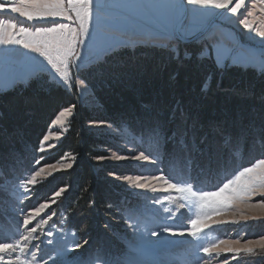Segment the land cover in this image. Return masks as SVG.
<instances>
[{
  "label": "snow or ice",
  "instance_id": "6c2138e0",
  "mask_svg": "<svg viewBox=\"0 0 264 264\" xmlns=\"http://www.w3.org/2000/svg\"><path fill=\"white\" fill-rule=\"evenodd\" d=\"M257 2L262 6L260 10L264 12V0H257ZM78 3L79 7H76L73 0H68L70 6L68 7L65 6L64 0H18L13 3L0 0V14L14 13L31 23V26H27L24 22L0 19V45L22 46L29 52L43 57L42 61L30 65L25 72V76L29 79L40 72H49L55 85L66 95L82 97L89 90V75L93 72L103 75L111 65L110 56L125 42L114 35L116 32L123 31V28L104 18V5H95L94 0H78ZM71 9L75 10L76 19L73 20L76 24L75 28L61 22V18L72 20ZM195 9L219 10L217 14L225 17L231 14L237 17V23L243 25L244 29L252 30V23L244 18L245 12L247 16L253 15V12L247 11L246 0H185L184 14L194 12ZM193 19L195 20L193 30L185 34L182 31L181 15L177 14L172 21L170 35L177 40L201 37L210 40L212 34L208 33L207 29L211 21L207 19V14H202L199 18L193 17ZM258 36L261 38V54L264 56V30H258ZM208 47L210 51L207 52V58L211 59L215 56L213 62L217 66H226L225 62L229 59H232L234 63L240 62L233 56L232 49L223 48L217 44H209ZM200 56L203 59L205 53L201 52ZM254 58L255 53L248 57L249 60ZM85 62L92 67L87 69V75H82ZM112 75L117 82H126L121 79V76L126 74L114 71ZM210 79V76L205 77V89ZM78 107V104L72 100L66 101L59 110L55 123L64 125L66 119L75 117ZM142 108L145 117L143 121L137 118L135 129L137 135L141 137V150L137 151L134 146L127 156H115V154L114 156L116 159L130 158L136 162H147L155 166L161 174L150 177L137 175L135 179L132 176H126L124 179L129 181L134 189H150L153 193L175 190L187 194L185 199L189 203L194 201L199 211L195 218L189 220L190 227L174 228L164 222L172 219V213L164 209V212L168 213L164 220L154 221L155 227L144 223V230L141 231L146 212L158 204L159 199L150 198L143 210L127 209V216L124 215L125 210L121 209L120 219L125 221L127 228L131 229L132 237L141 245L147 246L158 241H152L146 237L159 238L164 234L183 237L185 233L190 237H197L205 229L229 223L230 220L231 222H236L237 219L264 221V215L256 214V210L264 213V200L251 202L256 195L264 197V159H259L251 167H245L215 191L197 192L192 184L182 185L173 182L163 174L160 168L165 161L180 160L192 171L211 172L219 169L227 163L233 149L237 145L246 143L249 138L253 143L264 144V114L246 117L242 112L227 109L215 113H206L203 110L192 113L182 108L181 101L178 100L165 120L161 118L153 105L143 104ZM177 112L180 116L178 123H176ZM123 122L132 127L127 120ZM88 124L90 127L113 128L112 122L106 120H89ZM12 135H14L13 132L0 128V143L10 139ZM43 139L48 141L50 136L45 135ZM56 139L59 140L60 136L57 135ZM70 159L73 163L61 165V167L72 169L76 158L73 156ZM95 159L104 160L105 157L99 156ZM35 163L39 165L40 161L36 160ZM49 167L55 171L54 164ZM42 171H44L43 168L39 171L33 168L30 178H26L22 175L17 176L15 167H9L5 171L0 166V190H5L12 184L17 190L23 188L25 193L31 194L28 186L36 185ZM110 175L114 174L110 173ZM69 188L70 185L59 187L54 191L53 196L59 198L67 193ZM52 203H56V200L53 199ZM49 207L48 203H40L31 214H23V219L17 224L15 238L0 241V264H139L132 255L141 251L138 247L131 248L123 257H111L99 252L74 255L88 243L84 241L82 244L75 233H69V238L61 235L59 241L47 240V244L52 245L51 251H46L40 244L33 243L39 239L38 229L42 231L43 226L57 215L54 211L45 212V209ZM180 207L184 208L186 205L181 204ZM42 212L45 213L43 216ZM21 213H24V209H21ZM52 235L49 228L47 236ZM41 243L44 242L41 241ZM202 251L209 257L213 254L219 257L223 253L244 252L257 253L264 258V236L255 240L249 239L244 244H241L239 240H220L218 243L203 247ZM38 252L41 254L38 255ZM197 264H208V262L201 257ZM222 264H229L227 257L223 259Z\"/></svg>",
  "mask_w": 264,
  "mask_h": 264
},
{
  "label": "rangeland",
  "instance_id": "374dc122",
  "mask_svg": "<svg viewBox=\"0 0 264 264\" xmlns=\"http://www.w3.org/2000/svg\"><path fill=\"white\" fill-rule=\"evenodd\" d=\"M13 2H18V0ZM64 4L70 7L68 5V0H64ZM73 4L79 7L78 0H73ZM94 4L105 6L104 18L109 22L119 24L123 28V31L116 32L114 35L127 44H134L136 42L174 44L173 46L175 48L179 45V40L173 38L170 32L172 31V21L175 16L177 14L182 15L180 0H94ZM246 4L247 11L253 12L251 16H247V12H245L244 15V18H247L252 23L251 31L249 29H244L243 25L238 24L236 16L229 14L228 17H225L221 15L207 30L208 33L212 34V38L206 40L201 37L196 42L201 45L205 55L210 51L208 47L209 44H217L220 47L232 49L233 56L240 62L234 63L232 59H229L225 62L226 65L241 64L244 66L264 68V56L261 54L260 46L261 38L258 36V30H264V12L260 10L262 6L257 0H246ZM188 8H191V6H188ZM218 11L219 10L214 9H195L194 12H189L182 31L187 34L193 30L195 26L193 17L199 18L202 14H207V19L211 20ZM242 11L244 10L242 9ZM71 16L72 20L61 18V22L67 23L70 27L75 28L76 24L73 23V20L76 19L74 9H71ZM0 19L5 21L15 20L24 22L27 26H31V23L26 22L23 17H18L17 14L10 12L0 14ZM253 53H255V58L249 60L248 57ZM212 58L215 60V56ZM42 60L43 57H39L36 53L29 52L22 46L0 45V89L11 87L17 81L28 80L29 78L25 76V72L28 70L29 66ZM88 64L89 63L85 62L83 68ZM39 74H46L53 80L49 72H40L38 75ZM90 91L91 88L89 87V90L83 94L82 99L86 100ZM58 116L59 113L51 122L46 134L50 136V139L48 141L42 140L40 152H49L54 149L65 135L68 120L70 118L66 119L64 125H58L55 123ZM91 128L95 130L98 135L104 137L110 144L99 148L102 151L100 155L105 157V159H94V163H97L98 166H111L116 168V170L112 172L114 175L109 174L107 177L103 178L107 184L111 185L115 195H118L116 204L117 210L111 222L113 226H109V229L101 226L103 229V239L98 240L97 237L95 238L93 234L97 230L95 226L90 228L86 221H82L81 223L78 222L75 218L76 216L73 214L70 217L62 216L63 212L59 210L60 205H58V203L64 199V194L56 198L53 194H50V192L46 193L41 190L45 183L56 178L61 172L69 170L67 168H62L61 165L73 163L72 159H70L73 155L66 154L57 160L50 161L49 154L48 156H43V159H41V157L37 159L40 161L39 165L34 161L23 173H16L17 176L22 175L26 178H30L33 168L37 171L41 168L44 169V171L41 172V176L37 178L36 185L28 186L31 189V194L25 193L23 188L17 190L12 184L5 190H0V241L8 238H15L14 233L16 232L18 222L23 219V214H31L34 208L38 207L40 203H48L50 207L49 209H45V212L54 211L57 215L53 216L52 219L49 220V223L43 226L42 231L38 229L39 239L33 241V243L40 244L41 248H44L46 251H51L52 248V245L47 244V240L53 239L59 241L61 235L65 238H69V233H75L77 239L82 244H84V241H88V243L84 245L83 249L74 253V255L79 253L95 254L99 252L111 257H123L129 253L131 248L138 247L141 251L132 253V255L139 264H197L198 259L201 257L207 260L208 264H222L225 257L228 258L229 264H264V258L257 253H223L219 257L215 254L209 257L202 251L203 247L218 243L220 240H239L241 244H244L249 239L255 240L260 236H264V221L259 220L249 219L244 221L237 219L236 222H231L230 220L229 223L214 225L211 228L205 229L197 237H190L187 233H185L183 237H173L168 234H164L159 238L146 237V239L158 242L147 246L141 245L139 241L132 237L131 229L126 227L125 221H121V209L125 210L124 215L127 216V209L140 208L143 210L146 202H148L150 198L157 197L159 199V203L146 212L141 224V231L144 230V223L149 224L150 227H155L154 221L164 220V217L168 215V213L164 212V209H168L169 212L172 213V219L164 221L169 226L174 228L190 227L189 220L195 218L199 209L194 201L189 203V201L185 199L187 194L179 193L175 190L153 193L150 189L132 188L130 182L125 180L124 177L132 176L133 179H135L137 175L141 177H150L151 175L161 174L155 166L147 162H136L130 158H115V156H127L128 152L131 151L134 146H136L137 151L141 150V139L134 137L133 133H129L125 129H117L114 126L112 129L105 127ZM57 135L60 136L59 140L56 139ZM245 157L248 158L249 156L240 157L239 155L238 158L234 159L240 160L245 159ZM259 159H264V155L244 166V163H238V161H234L233 158L230 161L229 158L228 161L230 166L224 169L222 173H204L200 178H198L202 173L200 170H198L200 172L196 175V171L191 170L192 172H190L184 165H181L180 168L171 167L170 165L172 162L169 161L160 165V168L163 170V174L168 176L173 182L182 185L192 184L193 189L197 192L215 191L228 179L234 178V176L245 167L253 166ZM51 164L56 166L55 171L49 167ZM233 167H235V170L231 171L230 169ZM186 170H188L187 173L196 175L198 179L192 180L190 176L186 178H174L172 174H181L182 171ZM213 180L217 182H212ZM201 186L203 187L201 188L202 190L198 188ZM53 199L56 200V203H52ZM261 200H264V197L256 195L251 202L256 203ZM181 204H185L186 207L181 208ZM110 207L112 208L111 205L109 208ZM21 209H24V213H21ZM44 214V212L41 213L42 216ZM256 214L264 215V213H260L259 210H256ZM70 220H72V224L73 222H78L79 226L81 224L83 226V231L85 229V231L80 234V237L78 236V230H72ZM127 223H132V221H127ZM96 224H98V220ZM99 224L101 223L99 222ZM49 228H51L53 233L52 236H47ZM21 230H23L22 225ZM41 241L44 243H41ZM113 243L115 246H113ZM108 247L112 251L111 254L109 253ZM37 254L40 255L41 253L38 252Z\"/></svg>",
  "mask_w": 264,
  "mask_h": 264
},
{
  "label": "trees",
  "instance_id": "16d2710c",
  "mask_svg": "<svg viewBox=\"0 0 264 264\" xmlns=\"http://www.w3.org/2000/svg\"><path fill=\"white\" fill-rule=\"evenodd\" d=\"M196 41L184 43L179 40L177 48L174 44L125 43L110 56L111 65L103 75L96 72L89 75L91 91L86 100L78 95H66L46 74H37L0 89V128L14 133L10 139L0 143V166L5 171L15 167L16 173L21 174L40 157L50 154L49 160L52 161L66 154L75 156L73 168L61 172L45 183L41 190L53 194L59 187L70 185L64 199L58 203L62 216L73 214L78 222L86 221L90 228L95 226V238L103 239L101 226H113L111 222L118 201V195L103 178L116 168L94 163V159L102 154L99 148L110 144L89 126V120L110 121L115 128L125 129L141 139L135 129L137 118L143 121L145 117L143 104L153 105L165 120L178 100L182 108L192 113L200 110L215 113L227 109L242 112L246 117L264 114V68L241 64L217 66L207 55L201 59L203 49ZM91 67V64L84 67L82 75H87V69ZM114 71L126 74L121 76L126 82H117L112 75ZM207 76L211 79L205 89ZM68 100L79 106L75 117L68 120L67 131L58 145L49 152H40L51 122ZM179 120L177 112L176 123ZM239 155L249 157L234 159ZM262 155L264 144L253 143L249 138L233 149L230 161L233 158L246 166ZM171 162V167L185 166L180 160ZM229 166L227 160L219 169L201 171L198 178L204 173H222ZM188 170L172 174L174 178L190 176L192 180L198 179L196 175L200 171L194 175L187 173ZM230 170L234 171L235 167ZM70 222L72 230H78L80 237L85 229L83 231L78 222ZM108 250L111 254L110 248Z\"/></svg>",
  "mask_w": 264,
  "mask_h": 264
},
{
  "label": "water",
  "instance_id": "95a60500",
  "mask_svg": "<svg viewBox=\"0 0 264 264\" xmlns=\"http://www.w3.org/2000/svg\"><path fill=\"white\" fill-rule=\"evenodd\" d=\"M13 1H15V0H5V2H7V3H11V2H13ZM180 3H181V6H182V15H181V19H182V21H183V24H182V29H183V25H184V22H185V20L187 19V17H188V13L187 14H184L183 13V7H184V5H185V0H180ZM219 12V11H218ZM217 12V13H218ZM216 13V15L210 20L211 21V23L209 24V26H208V29L213 25V23H215V21L221 16V15H219V14H217ZM207 29V30H208ZM196 40H198V39H189V40H180L181 42H184V43H187V42H193V41H196Z\"/></svg>",
  "mask_w": 264,
  "mask_h": 264
},
{
  "label": "bare ground",
  "instance_id": "6f19581e",
  "mask_svg": "<svg viewBox=\"0 0 264 264\" xmlns=\"http://www.w3.org/2000/svg\"><path fill=\"white\" fill-rule=\"evenodd\" d=\"M189 14V13H188ZM188 18V17H187Z\"/></svg>",
  "mask_w": 264,
  "mask_h": 264
}]
</instances>
